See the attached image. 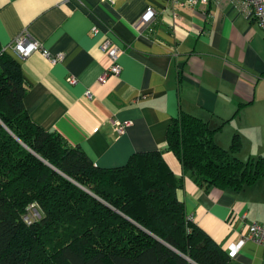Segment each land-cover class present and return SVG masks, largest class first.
Segmentation results:
<instances>
[{
  "label": "crops",
  "instance_id": "1",
  "mask_svg": "<svg viewBox=\"0 0 264 264\" xmlns=\"http://www.w3.org/2000/svg\"><path fill=\"white\" fill-rule=\"evenodd\" d=\"M148 7L157 16L136 30ZM21 35L64 59L52 64L40 51L19 58L9 47ZM106 38L122 50L121 72L101 85ZM0 48L29 85L23 102L31 122L94 167L118 168L136 153L160 151L182 181L176 195L186 217L227 253L250 224L264 225V177L238 192L206 191L165 150L168 126L183 112L207 122L224 150L236 138L239 160L264 158V32L228 0L193 9L167 0H0ZM230 259L264 264V249L245 241Z\"/></svg>",
  "mask_w": 264,
  "mask_h": 264
},
{
  "label": "trees",
  "instance_id": "2",
  "mask_svg": "<svg viewBox=\"0 0 264 264\" xmlns=\"http://www.w3.org/2000/svg\"><path fill=\"white\" fill-rule=\"evenodd\" d=\"M19 63L0 48V264H230L177 198L183 184L160 151L102 169L31 122ZM207 122L179 113L166 148L206 191L238 192L264 177V158L241 161ZM34 205L38 219L24 217Z\"/></svg>",
  "mask_w": 264,
  "mask_h": 264
},
{
  "label": "built area",
  "instance_id": "3",
  "mask_svg": "<svg viewBox=\"0 0 264 264\" xmlns=\"http://www.w3.org/2000/svg\"><path fill=\"white\" fill-rule=\"evenodd\" d=\"M100 2H105L109 4H115L120 0H99ZM130 1V0H124ZM172 5L187 6L189 8H196L200 5H207L212 0H167ZM231 5L236 7L247 19L254 21L258 27L264 32V0H228ZM157 11L153 7H148L144 15L136 22V30L141 29L152 23L157 16ZM93 33H97V27H93ZM19 58L23 59L29 56L32 52L40 51L45 57H47L52 64L61 62L64 59L62 53L55 55H50L47 51L40 48L39 44L31 41L26 35H21L18 37L9 47ZM100 51L106 55L107 65L104 67L102 75L98 79V83L104 85L112 77H118L121 72V67L118 64V58L121 54V48L115 44L109 38H106L100 45ZM69 82L73 83L74 79L69 78ZM91 98V93L88 92L86 95ZM125 125H116L115 129L118 133H122ZM35 208L31 205L28 209ZM190 220V218H188ZM32 217H24V221L29 224ZM245 241H253L260 245L264 249V225L253 223L250 224L246 232L242 235L239 242L236 244H230L228 246V256L233 258L240 247L245 243Z\"/></svg>",
  "mask_w": 264,
  "mask_h": 264
},
{
  "label": "rangeland",
  "instance_id": "4",
  "mask_svg": "<svg viewBox=\"0 0 264 264\" xmlns=\"http://www.w3.org/2000/svg\"><path fill=\"white\" fill-rule=\"evenodd\" d=\"M30 217H32V219H38L39 218V213L36 210V208L31 209L30 211Z\"/></svg>",
  "mask_w": 264,
  "mask_h": 264
}]
</instances>
